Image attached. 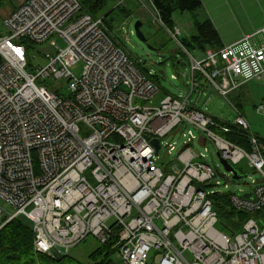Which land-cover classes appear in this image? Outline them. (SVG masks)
Listing matches in <instances>:
<instances>
[{"label":"built area","instance_id":"obj_1","mask_svg":"<svg viewBox=\"0 0 264 264\" xmlns=\"http://www.w3.org/2000/svg\"><path fill=\"white\" fill-rule=\"evenodd\" d=\"M139 3L140 19L168 32L190 70V90L158 105L147 103L160 91L156 71L131 58L79 0H27L0 26V201L10 207L0 204V231L26 217L35 250L50 255L93 235L112 243L116 264H264V144L237 108L223 123L191 103L202 88L228 98L264 79V26L222 48L190 50L153 0ZM60 80L69 94L53 83ZM255 110L264 114V103ZM190 126L200 134L183 133L184 147L166 162L162 148L171 155L176 143L165 139ZM236 128L249 133V148L225 136ZM195 139L260 175L252 197L229 194L236 211L253 214L235 234L220 228L211 197L224 192L210 190L217 175L191 147Z\"/></svg>","mask_w":264,"mask_h":264},{"label":"rangeland","instance_id":"obj_2","mask_svg":"<svg viewBox=\"0 0 264 264\" xmlns=\"http://www.w3.org/2000/svg\"><path fill=\"white\" fill-rule=\"evenodd\" d=\"M140 1L108 0L107 5L108 10L115 9L111 13V16L115 18L113 30L115 40L124 46L131 58L142 60L145 66L156 71V76L160 79V91L147 103L158 105L168 93L179 95L190 90V70L186 56L180 52L177 42L171 39L164 28L154 24L153 20L148 16H142L144 22L142 30L147 36L149 43L157 47L158 50L149 49L137 36L134 25L140 19V14L143 13V10L140 9ZM202 3L203 6L196 11L199 19L204 20L209 17L226 45L232 44L264 26V0H202ZM122 10H133V14L125 16ZM173 18L175 26L181 29V38L191 37L195 34L192 24V14L190 12L178 11L174 14ZM259 37L257 36V38ZM52 39L61 47L66 45L64 39L61 37L55 36ZM43 50L49 51L50 48L46 46ZM81 71V63L72 68V72L75 75H79ZM185 74L189 75V77H185ZM172 75H176L178 78L172 79ZM53 83L61 88L63 94H69L70 91L66 80ZM246 85V91L250 100L244 102V113L251 125L252 132L264 138V114L257 113L254 108V104L264 103V79H253ZM202 90L203 94L195 92L191 97L193 105L224 121L232 122L236 118L237 111L233 104V97L239 93L238 91L225 98L209 87L202 88ZM188 130H192L196 136L200 134L198 130L190 126L186 130L183 129L165 139V142L176 143V150L171 155L165 154L166 149L162 148L161 155L165 156L166 162L173 160L176 152L184 147L189 136L184 137L183 133ZM191 147L197 153L204 154L205 158L203 160L212 165L216 172L217 176L213 180L215 186L210 190L217 189L228 194L232 192L237 194L250 192L254 188L253 180L260 178L259 173L247 167L245 162L237 167L242 174H247V177L239 181H233L231 180V174L221 163L218 151L211 141H208V144L203 146L195 139L191 143ZM0 204L6 209L10 208L2 201H0ZM19 218L32 226L28 218ZM99 246H101L100 241L95 236L89 235L85 241L72 248L69 254L82 263L91 264L92 261L89 255ZM50 256L56 257V254L53 253ZM116 262H118L117 259Z\"/></svg>","mask_w":264,"mask_h":264},{"label":"trees","instance_id":"obj_3","mask_svg":"<svg viewBox=\"0 0 264 264\" xmlns=\"http://www.w3.org/2000/svg\"><path fill=\"white\" fill-rule=\"evenodd\" d=\"M83 11L89 12L94 18H102L103 26L108 35L115 40L113 30L115 18L111 16L114 10H108V0H79ZM159 9L162 20L168 28L175 27L174 14L176 12H190L192 14L193 27L195 34L191 37L182 38L184 45L190 50L204 51L208 47L222 48L224 46L222 37L210 18L200 20L196 11L202 6V0H153ZM125 16L133 14V10H122ZM142 22L143 20L140 19ZM144 24V22H143ZM149 41V40H148ZM116 43L118 41L115 40ZM119 44V43H118ZM182 53V52H181ZM183 54V53H182ZM32 65V62H30ZM143 69H146L142 67ZM158 83L159 78L152 76ZM247 85H244L239 93L233 97V104L237 110L244 113V102L249 101L246 91ZM257 104H254L256 108ZM214 117V116H213ZM217 121L223 123L224 120L214 117ZM225 136L236 144L249 148V133L242 132L238 128L233 133H226ZM260 143L264 144V138L256 134ZM213 207L219 216L220 228L230 234L237 233L245 221L253 216L246 211H236L231 204L228 193L215 194L211 197ZM29 220V219H28ZM31 222V221H30ZM91 264H116L112 243L101 244L90 255ZM0 264H85L77 260L71 254L50 256L46 253H39L34 247V232L32 226L25 220L16 218L10 221L0 231Z\"/></svg>","mask_w":264,"mask_h":264},{"label":"water","instance_id":"obj_4","mask_svg":"<svg viewBox=\"0 0 264 264\" xmlns=\"http://www.w3.org/2000/svg\"><path fill=\"white\" fill-rule=\"evenodd\" d=\"M142 26H143V22L139 19L135 22V31H136V34L137 36L140 38L141 41H143L149 49L151 50H155L157 51L158 48L151 45L148 41V38L147 36L145 35V33L143 32L142 30ZM1 59V58H0ZM153 143L156 147V154L158 153L159 151V147H160V143H159V140L158 139H154L153 140ZM218 156H219V159L221 161V163L223 164V166L225 167V169L228 171V172H232L233 175H232V179L235 180V181H239L245 177H247V174H242L239 172V170L237 168H235L233 165H231L227 160H224L220 153H218ZM243 196L245 197H252V192H248V193H245V194H242ZM56 255H60L57 251L54 252Z\"/></svg>","mask_w":264,"mask_h":264},{"label":"crops","instance_id":"obj_5","mask_svg":"<svg viewBox=\"0 0 264 264\" xmlns=\"http://www.w3.org/2000/svg\"><path fill=\"white\" fill-rule=\"evenodd\" d=\"M25 1H27V0H0V26L2 28H3V22H4V20L6 18H8L13 13V11L15 9H17ZM192 24H193V21H192ZM259 29H257V30H259ZM257 30H255L254 32L249 33L247 35L255 34L257 32ZM223 43H224V41H223ZM224 45H226V44L224 43Z\"/></svg>","mask_w":264,"mask_h":264}]
</instances>
